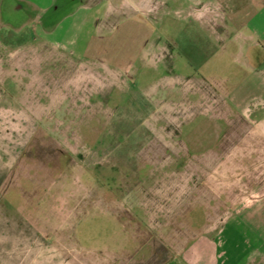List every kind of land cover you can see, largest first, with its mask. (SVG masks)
<instances>
[{"label": "rangeland", "instance_id": "rangeland-1", "mask_svg": "<svg viewBox=\"0 0 264 264\" xmlns=\"http://www.w3.org/2000/svg\"><path fill=\"white\" fill-rule=\"evenodd\" d=\"M100 25L92 60L57 42L0 44V264H162L207 226L243 261L264 201L231 206L264 198V157L229 146L263 117L260 64L205 71L179 43Z\"/></svg>", "mask_w": 264, "mask_h": 264}, {"label": "crops", "instance_id": "crops-1", "mask_svg": "<svg viewBox=\"0 0 264 264\" xmlns=\"http://www.w3.org/2000/svg\"><path fill=\"white\" fill-rule=\"evenodd\" d=\"M64 10L70 13L58 18L57 13ZM107 18L121 23L116 37L122 41L179 43L182 57L195 58L197 68L205 71L215 63V68L239 74L243 67L236 62L243 59L248 67L260 64L258 74L264 80V0H0V44L18 43L23 47L31 42H57L70 46L75 57L92 60L93 43L104 40L100 23ZM166 54L164 49L158 57ZM123 65L122 69L131 73L130 65ZM255 85L250 89L264 96V82ZM261 115L259 120L249 117V130L232 138L229 148L233 147L235 153L264 157V111ZM260 162L264 163V158ZM252 165L243 164V170H252ZM263 201L259 198L247 205L248 199H244V205L230 206L241 214L240 210L252 209ZM219 229L207 226L202 233L197 231L190 246L162 264H235L210 237ZM262 233L254 240L258 246L248 243L247 254L236 264H264ZM125 263L129 262L123 258L111 262Z\"/></svg>", "mask_w": 264, "mask_h": 264}]
</instances>
